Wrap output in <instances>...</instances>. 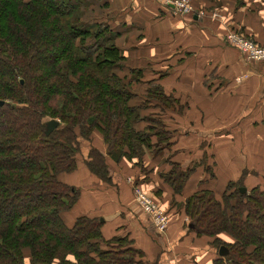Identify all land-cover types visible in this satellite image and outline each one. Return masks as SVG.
<instances>
[{
  "label": "trees",
  "instance_id": "obj_1",
  "mask_svg": "<svg viewBox=\"0 0 264 264\" xmlns=\"http://www.w3.org/2000/svg\"><path fill=\"white\" fill-rule=\"evenodd\" d=\"M104 2L92 0L85 19L86 0H0V264H143L144 253L129 236L103 237L100 219L81 216L69 227L62 218L81 191L61 176L78 169L82 145L94 132L115 162L126 159L138 169V186L151 173L147 156H165L171 169L160 177L174 195L213 158L207 151L214 142L197 132L203 162L174 159L182 132L166 122L171 113L186 115L191 103L159 83L169 71L147 80V70L129 65L118 41L130 27ZM105 12L113 21L102 17ZM139 84L146 85L143 94L134 90ZM52 120L60 124L47 136ZM183 132L190 136L193 130ZM87 157L88 169L111 184L105 155L92 148ZM206 173L208 180L217 176L212 167ZM240 174L223 193L201 187L185 202H173L189 232L213 239L218 256L212 264H264V183L253 185L256 176L246 166ZM247 185L253 187L240 193ZM162 192H147L160 208ZM221 246L229 249L226 258L219 255Z\"/></svg>",
  "mask_w": 264,
  "mask_h": 264
},
{
  "label": "crops",
  "instance_id": "obj_2",
  "mask_svg": "<svg viewBox=\"0 0 264 264\" xmlns=\"http://www.w3.org/2000/svg\"><path fill=\"white\" fill-rule=\"evenodd\" d=\"M117 1L123 11L119 22H126L125 27H130L118 41L128 50L129 65L147 70V80L169 71L159 83L166 92L191 103L192 120L204 139L209 138L215 144L231 142L235 162L226 166L228 171L223 170L226 169L223 163L218 162L221 154L208 147L207 152L213 158L198 167L181 195H174L160 177L162 172L171 169L164 160L160 162L163 156H147L145 164L152 172L150 183L138 186V169L126 159L115 162L107 155L102 135L94 132L91 142L82 145L78 169L61 176L64 183L81 191L75 206L70 212L62 213V218L69 227L81 216L103 219V237L110 240L129 236L135 247L143 251V264H212L218 256L213 239L189 232L185 227L188 219L173 202H185L201 187L223 193L228 182L239 178L242 169L248 167L239 165L241 157L252 159V168L264 172V117L258 111L260 108H254L249 119L239 121L242 111L253 101L256 87L264 89V63L251 62L227 41L234 25L264 43V0L260 1L261 5L259 0H244L240 8L236 0H192L194 11L185 15L172 14L158 0ZM216 10L227 14L229 20L223 22L212 17L210 12ZM224 79L230 83L228 88L223 87ZM139 85L134 90L139 89L137 93L143 94L146 85ZM187 137L182 138L188 141ZM181 140L179 137L177 148H173L174 152L179 151L176 161L182 165L200 162L203 159L200 138L195 146L183 144ZM92 148L105 155L112 172L111 184L101 181L85 164ZM158 159L160 166H153ZM210 167L217 176L208 180L206 170ZM250 179L253 185L257 184L255 178ZM250 187L253 186L247 185L246 189ZM136 189L152 195L163 191L159 202L170 220L164 233L158 231L151 216L140 207ZM221 238L229 242L228 236Z\"/></svg>",
  "mask_w": 264,
  "mask_h": 264
},
{
  "label": "rangeland",
  "instance_id": "obj_3",
  "mask_svg": "<svg viewBox=\"0 0 264 264\" xmlns=\"http://www.w3.org/2000/svg\"><path fill=\"white\" fill-rule=\"evenodd\" d=\"M91 1L92 0H86V4L88 6V10H86V17H85V19H87V18L89 19L90 16H91V13L89 12V9L91 8V3H90ZM104 1L105 0H98L99 4H103ZM189 1H190L191 6L193 7V5L191 3L193 1L192 0H189ZM260 1L261 0H259L258 5H261ZM105 2H107V4H106L107 5L106 6L107 8L105 10H107L110 13H111L110 10H114L116 12V14H114V15L117 16V19L118 20H120V17L122 15V12L123 11H121L118 1L117 0H107ZM105 2H104V4H105ZM236 4H237V7L240 8V6L244 4V0H236ZM193 10H194V7H193ZM124 13H125V11H124ZM202 13L205 14L204 12H202ZM210 13H211V16L214 17L217 20H220V21H223V22H226V20H229L228 19L229 16L227 14L222 13L221 11H217L216 10V11H213V12H210ZM216 14L218 16H216ZM102 17H104V18L106 17V19H108L110 21H113L111 15L110 14H107L106 12L104 13V15L102 14ZM87 24H90V23H87ZM232 27H234V28H232V31L236 30V31H238L240 33H243L244 36H249L251 38V40H253V41L255 40L245 30H241L239 27L236 28V26H234V25ZM250 38H248V39H250ZM255 41L257 42V40H255ZM125 50L128 51L127 49H125ZM47 53L50 55V52H47ZM251 62H253V61H251ZM0 67H1V65H0ZM242 82H243V80L240 83H242ZM236 83H239V82L236 81ZM229 84H230L229 81L227 79H224L223 87H226L227 86V88H228L229 87ZM137 86H140V85H137ZM256 88H258L257 89V92H256V94H254L253 98L251 99L253 101L247 107H245V109L242 111V113H241V115L239 117V121L240 122H243V121L249 119L248 117H249V115L251 114V111L254 108L255 109L260 108L258 111L262 114V117H264V104H263V102H264V89H263V87L260 88L258 86ZM137 92H140L139 89H137ZM139 102L140 101H137V103H139ZM186 113H187V115H182V113H180V111L178 113L179 115L176 114V113H171L170 114L171 115V119H169V122H166V123L169 124L168 126H169V129L170 130L179 129L182 132V134L179 136L182 139L181 140L182 141L181 143L186 144V145H187V143L190 144V145L191 144H194V146H195V141L197 140V137H196L197 124L194 123V121L192 120V118H193L192 111L189 112L188 110H186ZM182 116H184V121H181L182 120ZM0 130H1V128H0ZM185 130H193V132L191 133V135L189 137H187V138H189L188 141L186 140V138H182V137L185 136L184 135V132H183ZM206 140H207V142L208 141L212 142L211 139H209V138H207ZM203 141H204V139H203ZM200 145L202 147L200 153L203 154L205 148L203 147L204 144H202V141L201 140H200ZM175 148H177V147L175 146ZM213 148H214L215 151H217L218 153L221 154L220 155L221 157L218 158V162L221 163V164L223 163L222 166H224L225 168H226V166L231 165L233 162H235V158H233L231 156V154L233 152V149H232V145H231V142L230 141H227L226 140V141L218 142L216 144L214 143ZM219 149L222 152L219 151ZM164 157L165 156H163V158L160 159V162H163V160L165 161ZM176 158H178V154L176 155ZM236 160H238V159H236ZM160 162H159V159H158L155 163H153V166L154 165L160 166ZM202 162H203V160H202ZM156 163H158V164H156ZM239 163H240L239 165H241V166L243 165V167H244V165H247L251 169V171L253 173L252 175H255L256 176L255 177L256 178V181H257L256 183H258V182L264 183V177L263 178L259 177L260 176V174H259L260 172L257 171V170H254L252 168L253 167V165H252L253 160L252 159H249L248 157H245V158H242L241 157V158H239ZM223 170L228 171L227 168L226 169H223ZM151 173L148 172L146 174V175H148V179L146 180L147 183L148 182L150 183V177L149 176H150ZM230 174H231V172H230ZM262 176H264V173H262ZM162 210H163V208H162Z\"/></svg>",
  "mask_w": 264,
  "mask_h": 264
},
{
  "label": "built area",
  "instance_id": "obj_4",
  "mask_svg": "<svg viewBox=\"0 0 264 264\" xmlns=\"http://www.w3.org/2000/svg\"><path fill=\"white\" fill-rule=\"evenodd\" d=\"M164 5L173 6L176 14L192 13L193 7L189 0H158ZM216 16H218L216 14ZM220 17V16H219ZM227 41L230 45L239 50L248 60L264 62V46H259L255 41L244 38L241 34L232 31L227 35ZM135 196L140 207L151 216L156 228L160 233L167 230L169 216L159 207V205L142 190L136 189Z\"/></svg>",
  "mask_w": 264,
  "mask_h": 264
},
{
  "label": "water",
  "instance_id": "obj_5",
  "mask_svg": "<svg viewBox=\"0 0 264 264\" xmlns=\"http://www.w3.org/2000/svg\"><path fill=\"white\" fill-rule=\"evenodd\" d=\"M172 7V6H171ZM4 102L0 101V106L3 105ZM60 122L58 120H52L47 124V131H46V135L49 136L52 134V132H54L58 127H59ZM247 189L246 188H240V193H247ZM103 223V219L100 220ZM219 250V255L220 257H225L228 256L229 254V249L225 246H221Z\"/></svg>",
  "mask_w": 264,
  "mask_h": 264
}]
</instances>
